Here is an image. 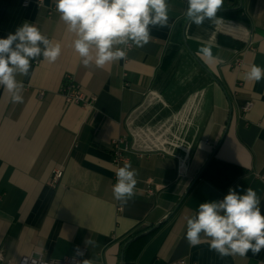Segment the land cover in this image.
<instances>
[{
  "label": "crops",
  "instance_id": "obj_1",
  "mask_svg": "<svg viewBox=\"0 0 264 264\" xmlns=\"http://www.w3.org/2000/svg\"><path fill=\"white\" fill-rule=\"evenodd\" d=\"M168 5L171 27L151 28L127 61L97 68L81 63L54 0H0V37L27 21L62 47L56 62L38 58L29 77H17L23 103L0 88V251L13 261L85 247L83 264H264V249L220 257L207 238L185 239V217L229 188L254 189L264 214V79L243 78L253 64L264 68V0H223L221 9L237 8L185 28L186 0ZM70 76L97 97L93 108L66 101L60 89ZM121 136L137 172L126 204L112 193ZM213 155L216 168L196 182Z\"/></svg>",
  "mask_w": 264,
  "mask_h": 264
},
{
  "label": "clouds",
  "instance_id": "obj_2",
  "mask_svg": "<svg viewBox=\"0 0 264 264\" xmlns=\"http://www.w3.org/2000/svg\"><path fill=\"white\" fill-rule=\"evenodd\" d=\"M185 15L200 26L215 21L223 0H186ZM59 19L73 34L71 46L81 63L102 68L127 57L126 49L143 47L151 39V28L169 25L168 0H54ZM201 54L212 57L204 47ZM61 44L27 21L14 32L0 37V88L12 103H23L25 85L17 77H29L32 61L54 63L61 56ZM246 81L264 79V68L253 64L243 77ZM137 172L130 164L118 168L112 186L115 200L126 204L133 196ZM185 239L197 246L207 238L209 248L220 257L257 255L264 249V214L254 189L238 192L229 188L221 200L199 204L197 211L185 217Z\"/></svg>",
  "mask_w": 264,
  "mask_h": 264
},
{
  "label": "built area",
  "instance_id": "obj_3",
  "mask_svg": "<svg viewBox=\"0 0 264 264\" xmlns=\"http://www.w3.org/2000/svg\"><path fill=\"white\" fill-rule=\"evenodd\" d=\"M133 49L134 45L126 49L127 57L123 59L124 61H127L129 59V54ZM236 62L237 65L242 64L241 59H237ZM127 75V73H124V76ZM126 85H129V83L126 82ZM60 90L68 103H75L93 108L97 100V97L87 93L86 90L83 88L82 84L78 82L73 76L68 77L62 83ZM251 107L252 103H248L244 109L249 110ZM131 151L132 144L126 136H121L113 140V161L118 168L123 167V164L129 163V153ZM62 174L63 173L61 170L56 171L53 177L54 183L61 179ZM258 176L264 179V174H258ZM147 191L149 194H153L151 183H149ZM87 251L88 250L85 247H80L72 255L63 257L61 259H48L43 257L42 255L31 253L29 255L22 256L17 262L13 261V259L7 257L5 253L0 251V264H83L84 259L87 257ZM172 264H186V261L185 259H179L177 261H174Z\"/></svg>",
  "mask_w": 264,
  "mask_h": 264
},
{
  "label": "trees",
  "instance_id": "obj_4",
  "mask_svg": "<svg viewBox=\"0 0 264 264\" xmlns=\"http://www.w3.org/2000/svg\"><path fill=\"white\" fill-rule=\"evenodd\" d=\"M237 8V6H232L228 9H220V10H233ZM188 18L186 19V21L183 23V27L185 28L187 23H188ZM171 57V56H170ZM196 57V56H195ZM196 59L206 68V66L199 60V58L196 57ZM170 60V59H169ZM215 155H213L206 163L205 165L203 166V168L200 170V172L198 173L197 177H196V182H198L201 178H205L208 176L209 174V170L210 168H216V164L214 163L215 161ZM214 182V184L218 187H220L218 185L217 182H215L214 180H212ZM195 182V183H196ZM222 188H226V187H222ZM160 228V225L158 226H152V227H149L147 230H138L133 236L132 238L129 240V243L134 241V240H137L139 238H142V237H149L151 236L153 233L156 232V230Z\"/></svg>",
  "mask_w": 264,
  "mask_h": 264
}]
</instances>
